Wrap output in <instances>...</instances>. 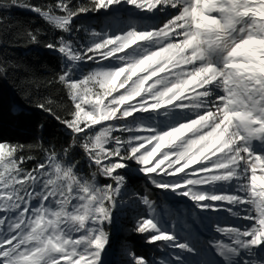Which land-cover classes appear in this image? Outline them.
<instances>
[{"label": "snow or ice", "instance_id": "6c2138e0", "mask_svg": "<svg viewBox=\"0 0 264 264\" xmlns=\"http://www.w3.org/2000/svg\"><path fill=\"white\" fill-rule=\"evenodd\" d=\"M124 2L150 13L175 12L159 28L132 27L112 36L93 32L99 38L81 50L64 37L45 45L69 62L59 79L75 110L72 119L61 123L75 138L85 133L82 147L90 163L113 183L97 185L95 172L92 180L78 176L77 164L60 162L55 153L47 165L26 171L16 148L0 143V264H103L108 244L104 225L111 223L116 199L127 183L118 170L133 165L155 188L185 197L202 211H219L214 202H223L233 206L223 210L250 221L243 228L217 225L216 231L231 242L213 243L222 258L215 264H264V257L251 258L264 252V0ZM121 3L95 0V8ZM18 6L65 33L72 32L75 16L88 11L70 8L68 0L55 5L63 15L51 7ZM104 60L117 63L74 78L80 65ZM38 107L48 110L43 104ZM177 110L191 111L192 116L166 128L136 116L167 117ZM108 121L126 123L104 124ZM102 124L94 135L86 132ZM165 176L177 178L166 181ZM139 200L148 215L137 219L134 230L150 233L147 243L196 251L163 226L147 195ZM133 258L135 264H152L144 257ZM173 259L185 264L179 254Z\"/></svg>", "mask_w": 264, "mask_h": 264}, {"label": "trees", "instance_id": "16d2710c", "mask_svg": "<svg viewBox=\"0 0 264 264\" xmlns=\"http://www.w3.org/2000/svg\"><path fill=\"white\" fill-rule=\"evenodd\" d=\"M56 3L57 0H17L13 4L12 0H0V143L16 148V158H23L21 167L26 171L44 164L46 158L55 153L81 164L88 177L90 169L86 167L78 140L61 123L72 119L75 110L67 87L59 79L65 71L63 59L59 52L45 47L60 37L65 40L71 37L38 13L18 6L29 4L45 10L51 7L55 14L63 15L55 7ZM68 4L74 10L88 9L77 16L97 10L95 0H68ZM80 28L81 23H74L72 31L82 32L75 31ZM32 36L36 37L35 41ZM78 38L81 35L75 37ZM41 104L48 110L38 107ZM128 183L133 186L136 196L146 194L154 203L161 202L162 197L147 190L145 185L133 180ZM126 221V236L130 239L124 245L135 257H144L151 262V258L156 257L147 247L144 236L134 230V218L129 216ZM123 249L126 248H120ZM129 262L126 254H122L119 264Z\"/></svg>", "mask_w": 264, "mask_h": 264}, {"label": "rangeland", "instance_id": "374dc122", "mask_svg": "<svg viewBox=\"0 0 264 264\" xmlns=\"http://www.w3.org/2000/svg\"><path fill=\"white\" fill-rule=\"evenodd\" d=\"M174 12L175 10L171 11L170 13L165 15V17L158 20H155L153 16L145 19L144 15L146 11H141L135 8L134 6L125 3L124 0H122V3L120 5H113L108 9L101 8L93 13H85L80 16H75L73 18L72 26L74 25V23H81L82 28L77 29L75 31L80 30L82 32L72 31L71 33H68V35L71 37L70 40L73 41L74 47L77 48V50H81L84 46L92 44L94 40H97L99 38L94 37L92 35L93 32L100 33L102 35L112 36L121 34L122 32H126L132 27H137L142 30L159 28L163 27V24L167 22V20L171 17V14ZM156 13H158L159 15L162 12ZM78 35H81V38H78L76 40L75 37H77ZM179 39L180 38H175L177 42L179 41ZM62 59L65 69V65L69 62L64 56H62ZM116 63L117 62L115 60L111 61V63L108 60H104L100 64H94L89 61L86 64H82L79 66L78 70L74 74V78H80L81 73L87 74L89 71L95 70L99 67H111ZM149 83H151V81H149ZM97 91H99V89H97ZM120 91H123V89H121ZM118 94L119 93H113V95ZM84 108L85 110H88L89 105L85 104ZM136 116L138 121L140 119H143L144 122L152 123L158 128H166L170 124L175 123L177 120L187 119L188 117H191L192 112L189 111L187 113H184L177 110L174 114H170L167 117L162 115L156 116L155 114L149 113H144L143 116L138 113L136 114ZM129 120H131V118H129ZM108 123L124 124L126 122H104V124ZM102 126L103 124L94 125L92 126V128L86 129V132L89 135H94L97 131H99ZM66 129L70 131L68 128ZM113 135L127 136L129 134L115 132L113 133ZM75 139L78 140V147L80 151L85 155L86 167L90 169L89 176L87 177L84 173L83 166L81 164L76 163L77 167L75 168V171L77 172V175L82 178L92 180L93 173L95 172V183L97 185L102 186L113 183V181H111L110 179L100 175L97 167L94 164L90 163L82 147L83 142L86 139L85 133H80L79 138ZM253 143L259 145V141H253ZM112 146L113 145L111 144L108 145V147ZM49 157L50 156L46 158L44 164L47 165L49 163ZM56 159L64 164L73 163L72 160L67 158V156L65 155L56 156ZM135 167L136 166L133 165L132 169L118 170L119 173L127 177V183L125 185L124 190L121 192V195L116 199V206L113 209L111 223L104 225L105 231L108 234V244L104 253L102 254L103 264H119V261H121L122 254H126V260L130 261V264H135L133 252H131V249L129 247L127 248V246L124 245L126 241L130 239L128 236H126L128 227L125 226V223H127L126 220L130 216L131 219L134 218L133 226L136 227L137 219L143 216H147L148 209L139 200L140 196H144L146 194L136 196L135 191L133 190V186L128 183L129 180H133L134 182H138L139 184L145 185L147 190H149L150 192H155L156 194L162 197L161 202L154 203L158 219L161 220L163 226L175 231L182 240L187 241L196 249V251L193 253H187L182 252L178 249L166 247L164 242H157L155 244L147 243V247L152 249V255L156 257L151 258L152 264H159V261L162 259L172 260V264H177V262L173 259L174 255L176 254H179L184 259L185 264H215L216 261H222V258L216 254L215 248L213 247V243L215 241H223L225 243H230L231 241L229 236L222 235L221 233H218L216 231L217 225H234L236 227L243 228L247 226L250 221L234 217L228 211L223 210L226 208L233 207L232 205H228L223 202H214L221 209L219 211H202L196 208L193 202L185 197L176 196L170 191L155 188V186L151 184L147 177L135 171ZM163 167H165V165H161V168ZM49 171H53V169L49 168ZM155 178L157 180L161 179L160 176H156ZM176 178L177 177H163V179H165L166 181H172ZM231 190L234 191V188ZM32 203L34 205H37L38 200H33ZM143 208V211L139 210ZM136 213H138V216L135 215ZM0 215H3V213H0ZM141 235L144 236V241H147L146 238L148 235H150V233H144ZM121 247H125L126 249L120 250ZM261 257H264V252L260 253L258 256H253L251 258L253 260H257Z\"/></svg>", "mask_w": 264, "mask_h": 264}, {"label": "bare ground", "instance_id": "6f19581e", "mask_svg": "<svg viewBox=\"0 0 264 264\" xmlns=\"http://www.w3.org/2000/svg\"><path fill=\"white\" fill-rule=\"evenodd\" d=\"M173 10H174V9H167L166 11L162 12V13L159 14V15H158V13H156V12H155V13H150V12H147V11H146L144 17H145V19H147V18H150V17L153 16V18H154L155 20H158V19H161V18L165 17V15H167L168 13H170V12L173 11Z\"/></svg>", "mask_w": 264, "mask_h": 264}, {"label": "water", "instance_id": "95a60500", "mask_svg": "<svg viewBox=\"0 0 264 264\" xmlns=\"http://www.w3.org/2000/svg\"><path fill=\"white\" fill-rule=\"evenodd\" d=\"M39 15V14H38ZM40 16V15H39Z\"/></svg>", "mask_w": 264, "mask_h": 264}]
</instances>
